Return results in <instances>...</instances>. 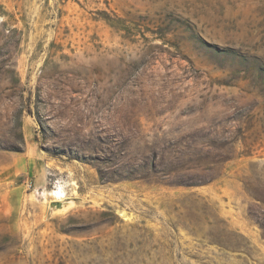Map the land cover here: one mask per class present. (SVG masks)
<instances>
[{
  "label": "rangeland",
  "instance_id": "374dc122",
  "mask_svg": "<svg viewBox=\"0 0 264 264\" xmlns=\"http://www.w3.org/2000/svg\"><path fill=\"white\" fill-rule=\"evenodd\" d=\"M0 264H264V0H0Z\"/></svg>",
  "mask_w": 264,
  "mask_h": 264
},
{
  "label": "bare ground",
  "instance_id": "6f19581e",
  "mask_svg": "<svg viewBox=\"0 0 264 264\" xmlns=\"http://www.w3.org/2000/svg\"><path fill=\"white\" fill-rule=\"evenodd\" d=\"M59 191H60V190H59ZM61 191H62V190H61ZM61 191H60V193H62ZM57 194H58L57 191H55V192H53V193H50V195H53V196H55L56 198L58 197ZM60 195H61V194H60ZM63 197H64V195H63ZM58 198H59V197H58ZM61 206H62V205L58 204V207H61ZM65 209H66V207H65L63 210H65ZM63 210H61V211H63Z\"/></svg>",
  "mask_w": 264,
  "mask_h": 264
}]
</instances>
